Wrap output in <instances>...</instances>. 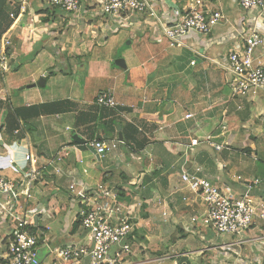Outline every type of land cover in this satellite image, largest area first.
Masks as SVG:
<instances>
[{"label": "crops", "instance_id": "0c3cea01", "mask_svg": "<svg viewBox=\"0 0 264 264\" xmlns=\"http://www.w3.org/2000/svg\"><path fill=\"white\" fill-rule=\"evenodd\" d=\"M148 1L167 25L188 6L187 0ZM206 8L222 12L225 20L208 34H190L183 46L170 47L145 15L104 17L89 0L76 14L40 0H5L0 48L6 41L9 46L8 70L0 74V177L20 183L30 167L38 171L31 197L21 199L27 210L43 211L36 230L52 245H69L82 234L78 228L72 233L79 204L69 185L92 189L102 182L118 193L136 226L132 252L122 254V264H260L264 244L238 245L190 223L203 206L180 180L184 167L200 168L198 176L217 185L235 187L238 175L259 179L254 194L264 202V92L253 99L232 97L223 68L244 34L256 29L264 36V20L255 25L256 12L241 9L238 0H208ZM119 28L131 46L118 57L93 55L97 46L110 47L108 37ZM258 59L264 62L261 51ZM106 89L114 93L116 107L95 103ZM14 122L19 126L13 129ZM73 134L84 142L74 141ZM207 137L230 146L216 151ZM94 139L121 144L98 158L88 144ZM235 141L239 146L231 145ZM25 154L37 164L25 162ZM12 226L0 216V255ZM258 236L264 237L262 220L248 232L249 238Z\"/></svg>", "mask_w": 264, "mask_h": 264}, {"label": "built area", "instance_id": "2783aa9c", "mask_svg": "<svg viewBox=\"0 0 264 264\" xmlns=\"http://www.w3.org/2000/svg\"><path fill=\"white\" fill-rule=\"evenodd\" d=\"M40 1L66 14L79 13L86 2ZM187 1L185 11L177 16L175 23L169 25L162 21L148 0H89V5L98 15L118 20L145 15L155 21L169 46L177 47L183 46L190 34L210 33L224 18L219 11L206 8L208 0ZM238 5L246 12H256L255 25L264 20V0H238ZM8 46L9 42L6 41L0 48V74L8 70ZM258 51L264 53V36L260 31L252 29L227 53L223 68L232 97L253 99L264 92V62L258 59ZM95 103L99 107L117 106L111 89L98 92ZM211 140V137L205 139L216 151L229 147L228 143L215 144ZM88 144L98 158H102L116 150L121 141L94 139ZM55 160L61 159H52L50 164H55ZM24 161L30 165L37 164V158L30 154L24 155ZM7 163L14 166L15 160L10 158ZM55 171L60 172V169L55 168ZM200 171V168L191 171L184 167L180 172L184 187L193 195V200L199 199L203 206L201 213L190 217V223L208 229L217 236L237 238L238 245H263V236L248 237L249 230L260 220L264 221V202L254 194L261 181L238 175L234 177L235 187L217 185L199 177ZM25 174V181L20 183L0 177V216L13 223L5 251L0 255V264H122V254L132 252L130 238L136 229L135 223L128 216L126 205L119 200L118 193L102 182L92 189L77 190L75 183L69 185V191L79 204L76 221L82 234L78 241L69 245H52L46 233L36 230L40 217L44 215L43 211L27 210L24 207V199L31 197L29 187L38 177V171L30 167ZM189 200L183 197L184 202ZM260 264H264V251Z\"/></svg>", "mask_w": 264, "mask_h": 264}, {"label": "rangeland", "instance_id": "374dc122", "mask_svg": "<svg viewBox=\"0 0 264 264\" xmlns=\"http://www.w3.org/2000/svg\"><path fill=\"white\" fill-rule=\"evenodd\" d=\"M220 12V11H219ZM222 15H224L222 12H220ZM224 17V16H223ZM225 20V18H223V19H221L220 20V22H223ZM216 27V26H215ZM120 32L119 33H113V35H110L109 37H108V39H110V47L108 48V49H97L99 46H97V47H95V50H94V52H93V55L94 54H103L102 52H106V53H109V54H112V56L113 57H118V56H121L122 54H123V52L126 50V48H128V47H130L131 45H129L128 44V40L129 39H126V40H124L123 38H124V36H123V31H125V32H127L126 30H122V29H118ZM119 41H120V43H119ZM111 42H113V43H111ZM119 43V44H118ZM135 41L133 42V44H132V46H134L135 45ZM128 44V45H127ZM62 46L60 45L59 47H58V51L61 53V51H62ZM66 47H64V49H65ZM244 133L242 134L241 132H240V136L242 137V136H245L246 135V138L245 137H243L244 139H245V142H246V145H247V142H248V139H247V135L248 134H246V131H243ZM245 134V135H244ZM258 143H259V140H256V143H253L254 145H253V148H255V153L252 155V156H255L256 157V152H258L259 151V146H258ZM229 144V143H228ZM231 145L232 146H234V147H237V146H239V144L237 143V141H235L234 142V144L233 143H231ZM229 146H230V144H229ZM258 157H256V159H257ZM246 160H248L249 161V164L250 163H256V161L255 160H253L251 157H246V159H245V161ZM240 167H242V166H240ZM11 180L13 179V178H10ZM9 180V179H8ZM73 212H75V210L73 211ZM73 214V213H72ZM226 238H230V239H234L235 241H237V238H234V237H232V236H229V235H224ZM223 237V236H222Z\"/></svg>", "mask_w": 264, "mask_h": 264}, {"label": "water", "instance_id": "95a60500", "mask_svg": "<svg viewBox=\"0 0 264 264\" xmlns=\"http://www.w3.org/2000/svg\"><path fill=\"white\" fill-rule=\"evenodd\" d=\"M4 2H5V0H0V10L2 9V6H3V4H4ZM116 64L117 65H120V66H122V67H124V63H123V61L122 60H118V61H116ZM44 83V79H41L40 80V82L38 83L39 85H42ZM72 139L74 140V141H76V142H84L82 139H80V137L78 136V135H76V134H73L72 135ZM119 139H122L121 138V136H119Z\"/></svg>", "mask_w": 264, "mask_h": 264}, {"label": "trees", "instance_id": "16d2710c", "mask_svg": "<svg viewBox=\"0 0 264 264\" xmlns=\"http://www.w3.org/2000/svg\"><path fill=\"white\" fill-rule=\"evenodd\" d=\"M2 12V11H1ZM4 32V30H2V33ZM15 119V118H14ZM15 121H17V117H16V120ZM18 126H19V124H18ZM17 126V124L14 122V126H13V129L16 127H18ZM77 228H78V222L77 221H75V223L73 224V228H72V233L74 232V231H76L77 230Z\"/></svg>", "mask_w": 264, "mask_h": 264}]
</instances>
